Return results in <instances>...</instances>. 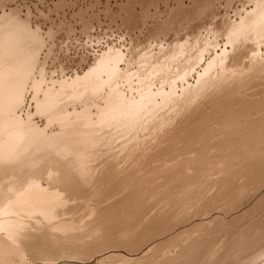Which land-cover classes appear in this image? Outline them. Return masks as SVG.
I'll return each instance as SVG.
<instances>
[{"label":"rangeland","instance_id":"obj_1","mask_svg":"<svg viewBox=\"0 0 264 264\" xmlns=\"http://www.w3.org/2000/svg\"><path fill=\"white\" fill-rule=\"evenodd\" d=\"M259 1L261 0H0V14L4 11V14L12 12L11 15L20 18L18 20L25 23L32 33L33 30H37L33 33L37 37L35 40L27 41L28 43L22 40L18 45L22 48L20 51L33 47L31 50L35 52L33 51L34 55L32 54V63L36 64L30 67L26 80L25 78L22 80V83L25 80V84L21 83L23 89L19 91L21 95H18L19 100L13 107V115L20 122L30 123L41 132L66 136V139L71 138L79 129H85L88 133H97L91 143H83V148L81 147L83 144H80L79 150L82 152L77 155L49 154L45 155V158L43 155H37L32 157L34 164L30 162L28 168L26 164L24 165L23 159L21 160L23 164L17 162L20 165L10 169L15 174L9 169L5 172L0 170L3 171L0 176L6 174L10 178L7 181L12 182L13 185L16 183L14 188L24 185L28 177L37 176L39 181L35 180L42 187L44 186L39 190L46 191L44 193L48 195L53 193L52 197L56 199L52 203L54 208L56 207L55 210L58 209L54 217L35 213L27 217V227L25 225L31 232L20 227L22 232L27 235L29 233V237L26 238L27 243L38 241L41 243V240L46 239L47 243L50 240L55 241L56 243L49 244L53 245H51L52 250L59 252L62 259L67 256L64 260L70 264H150L151 262V264L170 262L172 264H259L263 262L264 257L259 253L264 252V31L255 33L253 27H247L249 31L243 32L238 39L230 41L226 38L231 25L241 21L248 23L252 19L254 10L259 8L260 4H257ZM262 6L263 4L260 7ZM259 28L262 29L261 26ZM21 44L23 45L20 46ZM177 44H182L178 53L175 47ZM105 55H110L109 58L112 56L108 58V62L117 68V73L113 76L107 71L105 73L99 71L101 64L98 70L95 69L98 67L97 61ZM210 58L216 59L212 63ZM7 59L6 62L10 61L9 58ZM93 64L96 67H92ZM89 68L95 71V75L87 78L85 83L73 81L76 76H83L90 70ZM23 69L24 65L20 62L0 78V101H4L8 93V83L12 75ZM206 77L209 81L205 83L210 84L206 85V88L194 99L193 93L196 94V88H202L200 82ZM70 84L72 85L68 87ZM190 86L192 87L188 90ZM184 88L188 93L183 91ZM69 90L71 93L68 92ZM147 90L152 93V97L154 95L155 101L148 102V99L142 98ZM173 90L175 97L171 94L172 99L178 98L181 102L188 94L192 98L190 102L187 101V104H191H188L187 109L174 107L175 102L168 98ZM50 98L54 99L53 102ZM45 99L48 100L49 107L42 104L40 106V101ZM229 101L235 103L230 104ZM127 103L136 106L132 108L147 103L146 110L149 111L142 110L143 113L136 122L129 121L125 112L121 113L120 117L118 114L109 117L111 122L107 121L108 119L101 120L105 109L110 110L114 106ZM225 104L230 105L229 108ZM212 106L214 111H209ZM55 108L62 110L56 111ZM190 112L194 113L190 114ZM196 112L198 115L194 116ZM58 113L63 117H57ZM68 115L76 121L74 122L75 119ZM82 115L88 117V122L80 121ZM145 115L147 118H144ZM122 117L125 118L121 121ZM187 117L190 118L188 122ZM191 118L193 121L190 122ZM89 121L92 123L97 121L96 123L100 125L93 126L94 124L91 125ZM76 122L81 124L77 123V125ZM63 127H65L64 131L61 129ZM76 127L78 129L74 130ZM83 153L88 154L83 155ZM48 156L52 158L51 163L47 162L51 159ZM55 156L56 158L53 159ZM69 157V160H64ZM38 158L40 159L36 161ZM71 159L76 161L78 159L79 163L83 159L80 164L82 167L80 168L78 162L74 161L77 164L75 168L76 164L73 161L74 165L69 163ZM56 160L64 162L65 165L67 162L71 166L70 170L72 168L75 171L72 170L70 174L68 170L66 171L68 164L63 166L61 162L60 168H64L67 174L65 171L62 173L61 169L58 171L60 165L54 162ZM84 162L89 166V171L85 170L87 167ZM52 163L57 165V169ZM22 165L23 167H20ZM39 165L42 168H39ZM32 167L34 169L36 167L38 171ZM19 170L24 171L21 173ZM76 170L78 175L80 173L82 175H77L78 183H75ZM86 173L91 175L87 177ZM23 174H27V177ZM70 175L73 176L72 180ZM106 176H109L108 179ZM60 177L66 179L65 183H62ZM84 177L86 178L83 179ZM20 182L22 184L18 185ZM70 182L71 184L68 185ZM1 183L3 186L0 185V188H3L5 182L2 180ZM60 187L67 192L65 198L63 197L66 192L63 193L64 189ZM57 189L58 191H55ZM49 190L51 193L48 192ZM69 191L72 193L68 194ZM57 192L62 193V198L56 195ZM78 192L80 196L77 195ZM29 218L34 220L29 222L31 220ZM41 218L50 223L45 220L43 222ZM53 218L56 222H71L73 227L69 224L65 228H56V230L54 227L57 223ZM46 224L51 225V229H48ZM32 225L37 227L40 225V229L34 227L32 230ZM0 230L2 235L4 231ZM52 230L53 233L50 234ZM32 231L35 232L33 233L36 237L33 236ZM40 234H43L42 238ZM45 234L53 237L49 240L50 236ZM61 235L65 237L62 238ZM4 237L7 238V235ZM54 238L57 240H53ZM11 242L15 243L12 239ZM69 243L74 244V248ZM14 245L19 248V252L23 250L19 243ZM25 250H23L27 252L25 256L31 261L28 256L31 251ZM62 251L67 252L65 257ZM73 252H77L75 258L79 257V259L75 260ZM87 252L89 255L86 254ZM247 257L253 258V261L249 262Z\"/></svg>","mask_w":264,"mask_h":264},{"label":"bare ground","instance_id":"obj_2","mask_svg":"<svg viewBox=\"0 0 264 264\" xmlns=\"http://www.w3.org/2000/svg\"><path fill=\"white\" fill-rule=\"evenodd\" d=\"M263 4V6L262 7H260L262 4ZM257 4H260L259 5V8H257L256 10H254L255 12H253L254 14H253V17H252V19L247 23L246 21H241L240 23H237V24H234V25H231L232 27H230L229 29H228V31H227V34H228V36H226V38L227 39H229L230 41H234V40H236V39H238L239 38V36L243 33V32H246V31H249V27H253L254 28V30L253 31H255V33H258V32H260V31H264V26L262 25V24H264V0H263V2H262V0L261 1H259V3H257ZM17 8V7H16ZM259 9V11H257ZM5 12V11H4ZM4 12H2V14H0V78H3L4 76H5V74H7L9 71H10V69L12 68L13 69V67H15V65L16 64H19L20 62L21 63H23V65H24V69L21 71V72H15V74H13L12 75V78H11V80H10V83H8V87H9V89H8V93H7V95H6V97L4 98V101H0V170H3L4 172L5 171H7L8 169L10 170V169H13V168H15L18 164H17V162L18 163H21V160L23 159V163H24V165L26 164V166H27V168L28 167H30V162L31 163H33V161H34V159L32 158V157H36L37 155H43V156H41V157H43V158H45V155L47 156V155H49V154H62V153H64V155H69V154H73V155H77V153L79 154V152H80V150H79V148H83L84 147V144L85 143H88V142H90L91 143V141L92 140H94L95 138V133H93V132H91V133H88L87 131H85V129H79V130H76V129H78L77 127L74 129V130H76V132L74 133V135L71 137V138H69V136H68V138L69 139H66L65 137H62L61 135H59V136H55V135H52V134H46V133H44V132H41L40 130H37L36 128H34L30 123H25V121L24 122H20V120L19 119H17L16 118V116L15 115H13V112H12V110H13V107L15 106V104L17 103V101L19 100V98H18V95L20 96L21 94H19L20 92L19 91H21L23 88H22V84L24 85L25 83V80H26V78L25 77H27L28 76V74H27V72L28 71H30V67H34V65L36 64H34V63H32V57H33V55H34V52H35V50H31V49H33V47H31V48H29V49H25V50H23V51H20L22 48H20V47H18V45L20 44V42H22V40H26V42L28 41V42H31V40H35L37 37L36 36H34V34L33 33H35L36 31H34L33 30V33H32V31H30L26 26H25V23H23L22 21H20V20H18V19H20V18H15L13 15H11V13L9 14H4ZM249 17V16H248ZM28 18V17H27ZM247 18V17H246ZM250 18V17H249ZM24 19V18H23ZM248 24V25H247ZM254 25V26H253ZM257 25V26H256ZM262 27V29L261 28H259V27ZM248 27V28H247ZM247 28V29H246ZM34 29H36V28H34ZM226 31V30H225ZM36 35V34H35ZM27 42V43H28ZM202 42V41H201ZM30 44H32V43H30ZM34 44V43H33ZM23 44H21L20 46H22ZM25 45H26V43H25ZM202 45V44H201ZM36 46H38V44L36 45ZM167 46V45H166ZM185 46V45H184ZM192 46V45H191ZM214 46V45H213ZM26 47V46H25ZM24 47V48H25ZM175 47L177 48L176 49V52L178 53V51L180 52V48L182 47V44H177V45H175ZM174 47V48H175ZM190 47V46H189ZM216 47V46H215ZM23 48V49H24ZM213 49V48H212ZM37 50V49H36ZM193 50V49H192ZM196 51V50H195ZM210 51V50H209ZM175 52V53H176ZM168 53V52H167ZM193 53V52H192ZM192 53H191V55H192ZM213 53V52H212ZM33 54V55H32ZM37 55V54H36ZM35 55V56H36ZM190 55V56H191ZM110 56V55H109ZM109 56H103L99 61H97V65H98V67H96V65L95 64H93L92 65V67L93 66H95L96 68L95 69H97L98 70V68H99V64H101V67H100V70L99 71H103L104 73H105V71H107L109 74H111L112 76H113V74L114 73H117L116 71V66H114L112 63H110V62H108V60L110 59V58H112V56L109 58ZM115 55L113 54V57H114ZM163 56H165V55H163ZM181 57V56H180ZM210 57H212V56H210ZM252 57V56H251ZM7 58H9L10 59V61H8V62H6L8 59ZM109 58V59H108ZM148 58V57H147ZM157 58V57H156ZM186 58V57H185ZM6 59V60H5ZM105 59H107V61L105 60ZM158 59V58H157ZM184 59V58H183ZM211 60H212V63H213V60H215L216 58H214V59H212V58H210ZM5 60V61H4ZM35 60H36V58H35ZM105 60V61H104ZM160 60V59H159ZM210 60V61H211ZM149 61V60H148ZM191 61H192V59H191ZM35 62V61H34ZM95 62V61H94ZM153 62V61H152ZM215 62V61H214ZM241 62V61H240ZM251 62V61H250ZM163 63V62H162ZM208 63V62H207ZM212 63H211V65H212ZM215 63H217V60H216V62ZM234 63V62H233ZM242 63V62H241ZM254 63V62H253ZM264 63V62H263ZM34 64V65H33ZM209 64V63H208ZM175 65V64H174ZM218 65V64H217ZM221 65V64H220ZM260 65V64H259ZM161 66V65H160ZM173 66V65H172ZM179 66H180V64H179ZM209 66V65H208ZM215 66V65H214ZM222 66H223V64H222ZM221 66V67H222ZM225 66V65H224ZM250 66V65H249ZM177 67V66H176ZM202 67V66H201ZM207 67V66H206ZM239 67V66H238ZM241 67V66H240ZM247 67V66H246ZM252 67V66H251ZM205 68V67H204ZM208 68V67H207ZM212 69H213V66L211 67ZM224 68H226V67H224ZM228 68V67H227ZM90 69V68H89ZM94 69V70H95ZM181 69V68H180ZM208 69H210V67L208 68ZM216 69V68H215ZM221 69H223V68H221ZM241 69V68H240ZM252 69V68H251ZM42 70V69H41ZM96 70V71H97ZM205 70V69H204ZM224 70V69H223ZM231 70V69H230ZM239 70V69H238ZM246 70V69H245ZM203 71V70H202ZM225 71V70H224ZM12 72V71H11ZM10 72V73H11ZM146 72V71H145ZM172 72V71H171ZM220 72H221V70H220ZM223 72V71H222ZM264 72V71H263ZM95 73V71H93L92 69H90L89 71H87V72H85L84 73V75L83 76H81V77H78V76H76V78H74L73 79V81H76V82H78V83H85V81L87 80V78H89L90 76H92V75H95L94 74ZM202 73H204V71L202 72ZM208 73H210V72H208ZM235 73V72H234ZM247 73V72H246ZM145 74V73H144ZM177 74V73H176ZM181 74V73H180ZM207 74V73H206ZM221 75H222V73H220ZM223 74H224V72H223ZM233 74V73H232ZM231 74V75H232ZM241 74V73H240ZM174 75V74H173ZM30 76V75H29ZM32 76V75H31ZM233 76V75H232ZM210 77V76H209ZM238 78H239V76H237ZM249 77H250V75H249ZM25 78V80L23 81V83H22V80ZM42 78V77H41ZM172 78V77H171ZM213 78V77H212ZM256 79H257V77H255ZM169 79V78H168ZM207 77L205 78V79H203L200 83L202 84H200L201 86H202V88L200 87L199 89L198 88H196V86H194L195 88H196V94H194L193 92V98L194 99H196L195 98V96L196 95H198V93L201 91H203L205 88H206V85H208V84H210V83H205L206 81H207ZM228 79V78H227ZM185 80V79H184ZM246 80H248V79H246ZM39 81V80H38ZM209 81V80H208ZM207 81V82H208ZM238 81V80H237ZM241 80H239V82H240ZM71 82V81H70ZM214 82V81H213ZM218 82V81H217ZM220 82V81H219ZM218 82V83H219ZM244 82V81H243ZM249 82V81H248ZM261 82V81H260ZM22 83V84H21ZM75 83V82H74ZM172 83V82H171ZM186 83V82H185ZM221 83V82H220ZM231 83V82H230ZM259 83V82H258ZM205 84V85H204ZM213 84V83H212ZM211 84V85H212ZM224 84V83H223ZM233 84V83H232ZM72 84H70V85H68V87H70ZM171 85V84H170ZM211 85H209V86H211ZM215 85H216V83H215ZM228 85V84H227ZM258 85V84H257ZM262 85V84H261ZM1 86V85H0ZM177 86V85H176ZM213 86V85H212ZM219 86V84L217 85V87ZM224 86H226V85H224ZM36 86H34V88H35ZM63 87H66V88H68L67 86H63ZM186 87V86H185ZM192 86H190L189 88H188V90L191 88ZM215 87V86H214ZM216 87V88H217ZM243 87V86H242ZM247 87V86H246ZM59 88V87H58ZM65 88V89H66ZM73 88V87H72ZM194 88V89H195ZM219 88H221V87H219ZM236 88V87H235ZM52 89V88H51ZM63 89V88H62ZM186 88H184L183 89V91L185 90ZM55 90V89H54ZM61 90V89H60ZM187 90V91H188ZM192 90H193V88H192ZM220 89H218V91H219ZM71 90H69L68 92H70ZM146 91V90H145ZM153 91V90H152ZM170 91H172L171 89H170ZM169 91V92H170ZM187 91H184L185 93L187 92ZM194 91V90H193ZM211 91V90H210ZM221 91V90H220ZM229 91V90H228ZM248 91V90H247ZM246 91V92H247ZM60 92V91H59ZM58 92V93H59ZM65 92V91H64ZM71 93V92H70ZM69 93V94H70ZM183 93V92H182ZM181 93V94H182ZM185 93H183V95H186ZM188 93V92H187ZM239 93V92H238ZM244 93V92H243ZM243 93H241V94H243ZM80 94V93H79ZM144 95H143V97L142 98H144V99H148L149 101L148 102H150V101H155V100H153V97H154V95H153V97H152V93H150V92H148V90H147V92H144L143 93ZM171 94H173V96L175 95L174 94V90H173V93H170V95H169V97H168V95L166 96V98L168 97L169 98V100L170 99H172V95ZM222 94V93H221ZM246 94V93H245ZM71 95V94H70ZM78 95V94H77ZM76 95V96H77ZM189 95V94H188ZM188 95H186L185 96V98H184V100H182L181 102L180 101H178V98L177 99H172L174 102H175V104H174V107H176V106H178V108H181V110H183L184 108H186L187 109V107H188V104H187V101H191V97H189ZM224 95V94H223ZM237 95V94H236ZM51 96V95H50ZM66 97H67V95H65ZM205 96H207V95H205ZM220 96V95H219ZM233 96V95H232ZM242 95H240V97H241ZM55 97V96H54ZM53 97V98H54ZM56 97H60V96H56ZM55 97V98H56ZM63 97V96H62ZM61 97V98H62ZM175 97V96H174ZM179 97V96H178ZM182 97V96H181ZM227 97V96H226ZM52 98V100H54ZM245 98V97H244ZM44 99V98H43ZM181 99H183V98H181ZM234 99V98H233ZM256 99V98H255ZM50 100H51V98H50ZM51 100V102H53ZM60 100V99H59ZM223 100V99H222ZM222 100H220L222 103H223V101ZM230 100V99H229ZM241 100V99H240ZM245 100V99H244ZM67 101V100H66ZM189 101V102H190ZM193 101H195V100H193ZM218 102L217 103H219V100H217ZM42 102V103H41ZM63 102V101H62ZM180 102V103H179ZM221 102H220V104H221ZM227 102H228V100H227ZM230 102V104L232 103H235L234 101L232 102V101H229ZM211 103V102H210ZM216 103V102H215ZM40 106H41V104L42 105H47L48 104V100L47 99H45L44 101H40ZM149 104V103H148ZM171 104V103H170ZM220 104H219V106H220ZM227 104V103H226ZM225 104V105H226ZM242 104V103H241ZM50 105H52V104H50ZM117 105V104H116ZM132 105H134V104H132V103H127V104H123V105H121V106H114V107H112L110 110H106L105 109V112L102 114V117H101V120H103V119H105V120H107L109 117H112V116H115V115H119V117H120V114L121 113H127V115H128V119H129V121L131 120V122L132 121H134V122H136L137 120H138V117H139V115H141V113H143V111L142 110H145V111H149L148 109L146 110V108H147V103H144V104H138L137 105V108H132V107H136V106H132ZM173 105V104H172ZM189 105H191V104H189ZM218 105V104H217ZM251 105V104H250ZM254 105V104H253ZM262 105V104H261ZM48 107H49V105H47ZM168 106V105H167ZM203 106V105H202ZM201 106V107H202ZM205 106V105H204ZM213 106L215 107V105L213 104ZM211 107V109L210 108H208V109H210L209 111H214L213 109H214V107ZM227 106V105H226ZM228 106H230V105H228ZM227 106V107H228ZM249 106V105H248ZM44 107H46V106H44ZM255 107V106H254ZM263 107V106H262ZM51 108H53V107H51ZM190 108V107H189ZM217 108H219V107H217ZM217 108H215V110L217 109ZM224 108H225V106H224ZM229 108V107H228ZM233 108V107H232ZM243 108V107H242ZM247 108V107H246ZM251 108V107H250ZM41 109H43V108H41ZM45 109V108H44ZM174 109V108H173ZM172 109V110H173ZM176 109V108H175ZM174 109V110H175ZM195 109V108H194ZM226 109V108H225ZM55 110H56V108H55ZM62 110V109H61ZM61 110H56V111H61ZM191 110V109H190ZM189 110V111H190ZM193 110V109H192ZM191 110V111H192ZM224 110V109H223ZM230 110V109H229ZM229 110H227V112L229 111ZM246 110V109H245ZM249 110V109H248ZM251 110V109H250ZM55 111V112H56ZM66 111V110H65ZM144 111V112H145ZM68 112V111H67ZM72 112V111H71ZM108 112V113H107ZM180 112V111H179ZM182 112V111H181ZM186 112V111H185ZM198 112H200V111H198ZM198 112H196L195 113V115L194 116H196V114L198 113ZM225 112V111H224ZM245 112V111H244ZM255 112V111H254ZM74 113V112H73ZM77 113V112H76ZM76 113H74V114H76ZM80 113H82V112H80ZM194 113V112H193ZM192 112H190V114H193ZM202 113H204L203 111H202ZM213 113H215V112H213ZM223 113V112H222ZM16 114V113H15ZM62 114H64V113H62ZM66 114V113H65ZM112 114V115H111ZM209 114V113H208ZM247 114V113H246ZM147 115H149V114H147ZM147 115H145L144 116V118H147ZM198 115V114H197ZM201 114H199V116H200ZM203 116H205L204 114H202ZM222 115V114H221ZM56 116L57 117H63V115H61L60 113H58V114H56ZM67 116V115H66ZM68 116H71V115H68ZM75 116V115H74ZM78 116V115H77ZM150 116V115H149ZM191 116V115H190ZM193 116V118H195ZM208 116V115H207ZM220 116V115H219ZM65 117V116H64ZM79 117V116H78ZM82 119L80 120V121H84V122H88V117L87 116H85V115H82V116H80ZM126 117V116H125ZM125 117H122L121 118V121L123 120V118H125ZM186 117V116H185ZM202 117V116H201ZM58 118V119H59ZM66 118V117H65ZM65 118H63V120L65 119ZM71 118H73L72 116H71ZM127 118V117H126ZM188 118L189 117H187V122H188ZM198 118V117H197ZM54 119H56V118H53V120ZM68 119H69V117H68ZM73 119H75V118H73ZM128 119H126V120H128ZM140 119V118H139ZM185 119V118H184ZM190 119V118H189ZM192 119V118H191ZM199 119V118H198ZM214 119V118H213ZM218 119V118H217ZM69 120H71V119H69ZM113 120H115V119H113ZM145 120V119H144ZM143 120V121H144ZM195 120H196V118H195ZM202 120V119H201ZM208 120V119H207ZM222 120V119H221ZM251 120V119H250ZM27 121V120H26ZM62 121V120H61ZM71 121H73V120H71ZM76 121V119L74 120V122ZM98 121V120H97ZM96 121V122H97ZM100 121V120H99ZM107 121H109V122H111L109 119L107 120ZM118 121V120H117ZM117 121H115V122H117ZM140 121H142V120H140ZM184 121V120H183ZM190 122L191 121H193V119L192 120H189ZM198 121V120H197ZM219 121V120H218ZM225 121V120H224ZM79 122V121H78ZM78 122H76V124L78 123ZM90 122V121H89ZM96 122H94V123H92V122H90L91 123V125H93V126H95V124L97 125V124H99L100 125V123H96ZM119 122H120V120H119ZM128 122V121H127ZM195 122V121H194ZM65 123V122H64ZM68 123V122H67ZM123 123V122H122ZM63 124V123H62ZM79 125L81 124V123H78ZM77 124V125H78ZM192 124V123H191ZM210 124V123H209ZM231 124V123H230ZM236 124V123H235ZM65 125V124H64ZM69 125V124H68ZM74 125V124H73ZM88 125H90V124H88ZM90 125V126H91ZM106 125V124H105ZM208 125V124H207ZM211 125V124H210ZM61 126V125H60ZM67 126V125H66ZM65 126V127H66ZM70 126L72 127V125L70 124ZM69 126V127H70ZM196 126V125H195ZM198 126V125H197ZM209 126V125H208ZM213 126V125H212ZM211 126V127H212ZM216 126V125H215ZM224 126V125H223ZM65 127H63V128H61V129H63L62 131H64V128ZM102 127V125L100 126V128ZM106 127V126H105ZM105 127H103V128H105ZM180 127V126H179ZM67 128H68V126H67ZM66 128V129H67ZM59 129V128H58ZM69 129H72V128H69ZM86 129H87V127H86ZM116 129V128H115ZM175 129V128H174ZM68 130V129H67ZM73 130V129H72ZM92 130V129H91ZM190 130V129H189ZM224 130V129H223ZM232 130V129H231ZM62 131H60V132H62ZM96 131V130H95ZM153 131V130H152ZM179 131V130H178ZM67 132V131H66ZM189 132V131H188ZM225 132V131H224ZM69 133V132H68ZM93 133V134H92ZM122 133V132H121ZM181 133V132H180ZM66 135H67V133H65ZM97 134V133H96ZM69 135V134H68ZM161 135V134H160ZM221 136V135H220ZM62 137V138H61ZM178 137V136H177ZM196 137V136H195ZM213 137V136H212ZM227 137V136H226ZM65 138V139H64ZM94 138V139H93ZM171 138V137H170ZM97 139V138H96ZM97 141V140H96ZM241 142V141H240ZM243 142V141H242ZM84 143V144H83ZM93 143V142H92ZM235 143V142H234ZM80 144H83V146L81 145V147H80ZM88 145V144H87ZM186 145V144H185ZM231 145V144H230ZM89 146V145H88ZM86 148V147H85ZM84 148V149H85ZM192 148V147H191ZM238 148V147H237ZM83 149V150H84ZM87 149V148H86ZM102 149H104V148H102ZM228 149V148H227ZM105 150V149H104ZM161 150V149H160ZM184 150V149H183ZM237 150V149H236ZM90 151H93V150H90ZM120 151V150H119ZM130 151V150H129ZM194 151V150H193ZM252 151V150H251ZM82 152V151H81ZM80 152V153H81ZM85 152V151H84ZM136 152V151H135ZM114 153V152H113ZM132 153H134V152H132ZM85 153H83V155H84ZM88 154V153H87ZM87 154H85V155H87ZM116 154V153H115ZM225 154V153H224ZM209 155V154H208ZM241 155V154H240ZM260 155V154H259ZM49 157V156H48ZM77 157V156H76ZM81 158H82V155L80 156ZM111 157V156H110ZM114 157V156H113ZM188 157V156H187ZM49 158H51V156L49 157ZM56 158V156L55 157H53V159H55ZM117 158V157H116ZM139 158V157H138ZM182 158V157H181ZM40 158H38L36 161H38ZM70 159V157L69 158H67V159H64L65 161L66 160H69ZM86 159V158H85ZM85 159H84V161H85ZM46 160H47V157H46ZM52 160V158L51 159H49V161L47 160V162L49 163L50 161ZM81 160V159H80ZM89 160V159H88ZM87 160V162H89ZM115 160V159H114ZM137 160V159H136ZM58 160H56V161H54L55 163H58L57 165H60V164H64L65 165V163L64 162H61V161H59V162H57ZM63 161V160H62ZM72 161H73V163H74V161L77 163L78 162V159H77V161L74 159V160H72L71 159V161H69V163H72ZM81 161H83V159L81 160ZM81 161H80V163L78 162V165H80L81 164ZM187 161V160H186ZM217 161V160H216ZM53 162V161H52ZM61 162V163H60ZM86 162V161H85ZM84 162V163H85ZM23 163H21V164H23ZM51 163V162H50ZM55 163H52V164H54V165H56ZM60 163V164H59ZM72 163V164H73ZM76 163H74V164H76ZM84 163H83V165H84ZM169 163V162H168ZM178 163V162H177ZM240 163V162H239ZM34 164V163H33ZM68 163L66 162V165H67ZM71 164V165H72ZM73 164V165H74ZM91 164V163H90ZM20 165V164H19ZM18 165V166H19ZM38 165V164H37ZM43 165V164H42ZM57 165H56V169H57ZM63 165V166H64ZM65 165V166H66ZM70 164H68V166H66L67 168H66V171L67 172H69L70 174H71V172H72V170L73 171H75L74 169H72L71 168V170H70V168L69 167H71V166H69ZM73 165H72V167H73ZM35 166H36V164H35ZM85 166H86V163H85ZM91 166V165H90ZM20 167H23V165L22 166H20ZM19 167V168H20ZM47 167V166H46ZM55 167V166H54ZM61 167V165L60 166H58V168L59 169H57L58 171H60V168ZM75 167V166H74ZM79 167V166H78ZM82 167V165H80V168ZM87 167V168H86ZM85 168V170H88V167L89 166H86ZM220 167V166H219ZM25 168V167H24ZM33 168V167H32ZM39 168H42V167H40V165H39ZM49 168H50V166H49ZM52 168V167H51ZM63 168V167H62ZM75 168H77V164H76V167ZM120 168V167H119ZM168 168V167H167ZM6 169V170H5ZM20 169H23V168H20ZM34 169V168H33ZM64 169V168H63ZM63 169H61V171H62V173H63V171H65V170H63ZM90 169V168H89ZM115 169V168H114ZM15 170V169H14ZM25 170V169H24ZM24 170H19L21 173H22V171H24ZM26 170H31V169H26ZM34 170H37L36 169V167H35V169ZM40 170V169H39ZM42 171H44V169H41ZM78 170H80V169H78ZM83 170H84V166H83ZM3 171H0V173H2ZM10 171H13V170H10ZM15 171H18V170H15ZM38 171V170H37ZM55 171V170H54ZM65 171V174H67V172ZM77 171V170H76ZM81 171V170H80ZM89 171V170H88ZM33 172V171H32ZM56 172V171H55ZM82 172V171H81ZM85 172H87V171H85ZM112 172V171H111ZM121 172V171H120ZM160 172V171H159ZM7 173V172H6ZM8 173H10V172H8ZM7 173V174H8ZM20 173V175H22ZM29 173V175L31 174V172H28ZM43 173V172H42ZM47 173V172H46ZM68 173V174H69ZM75 173V172H74ZM73 173V174H74ZM80 173V172H79ZM88 173V172H87ZM86 173V175H87V177H89L90 175H91V173L90 174H87ZM207 173V172H206ZM12 174H15L14 173V171H13V173ZM12 174H9V175H12ZM16 174H18V173H16ZM35 174H39V173H35ZM34 174V175H35ZM64 174V175H65ZM76 174V177H75V179L77 178V175H78V171L75 173ZM114 175L116 174L115 172L113 173ZM120 174V173H119ZM2 175V174H1ZM25 177H27L26 175L27 174H23ZM32 175V174H31ZM42 175H44V174H42ZM55 175V174H54ZM57 175V174H56ZM80 176H82L81 175V173L79 174ZM78 175V176H79ZM101 175V174H100ZM104 175V174H103ZM102 175V176H103ZM110 175V174H109ZM141 175V174H140ZM231 175V174H230ZM16 176H18V175H15V177ZM66 176H69V175H66ZM72 175H70V177H71ZM75 176V175H74ZM112 176V175H111ZM124 176V175H123ZM13 177V176H12ZM22 177V176H21ZM20 177V178H21ZM37 177V176H36ZM33 178V176L32 177H28L27 178V180H25V182L23 183L24 185H20L19 187L20 188H18V186H17V188H14L13 186L15 185L16 186V183L13 185L12 184V182H10V181H7L8 179H10V178H8L7 176H6V174H5V176H0V185H2L3 186V184L1 183L2 182V180L5 182V184H4V187L3 188H0V229H2L4 232H3V234L1 235V232H0V264H70V262H65V258H67V256L65 257V254L67 255V252L65 253V251H62V252H64V253H62V254H64V259H62V255H60L59 254V252H57V251H55L54 252V250H52V248H51V245H49L51 242H53V241H51L50 240V238L51 237H53V236H50V234L51 233H53V230H52V232H49L50 234L49 235H46V236H50L49 237V243H47V242H45L44 240H41V243H38V242H29V243H27V241H26V238H28L29 237V233H28V235L26 234V233H24V232H22L21 231V229H20V227H23L24 229H27V230H29L28 228H26L27 227V217L29 216V215H33V214H35V213H38V214H40V215H43V216H45V217H54V215H56V211H58V209L57 210H55L56 209V207L54 208V206H53V201L55 200L56 201V199H55V197H52V194L51 195H48V194H45L46 193V191H44V192H41L39 189H41V188H43L42 187V185H40L39 184V179H38V177L37 178ZM39 177H40V175H39ZM105 177V176H104ZM108 177L109 176H106V178L108 179ZM7 178V179H6ZM56 178V177H55ZM69 178V177H68ZM86 177H84L83 179H85ZM91 178V177H90ZM96 179H97V177H95ZM106 178H103V179H106ZM112 178V177H111ZM123 178V177H122ZM17 179V181H18V177L16 178ZM35 179H38V181H36ZM41 179V178H40ZM60 179H62L61 177H60ZM71 180L73 179V176H72V178H70ZM74 179V180H75ZM81 179V178H80ZM82 179V180H83ZM185 179V178H184ZM12 180V179H11ZM24 180V179H23ZM42 180H43V178H42ZM56 180H57V178H56ZM63 181H62V183L64 182V180H66V179H62ZM94 180V179H93ZM242 180V179H241ZM257 180V179H256ZM47 181V180H46ZM50 181V180H49ZM61 181V180H60ZM77 181V179L75 180V183H78V182H76ZM78 181H79V178H78ZM88 181V180H87ZM106 181V180H105ZM109 181H111L110 179H109ZM121 181V180H120ZM119 181V182H120ZM9 182V183H8ZM55 182V181H54ZM69 182V181H68ZM89 182H91V179L89 180ZM96 182V181H95ZM118 182V181H117ZM50 183V182H49ZM65 183V182H64ZM104 183V182H103ZM181 183V182H180ZM19 184H22V182H20V183H18V185ZM66 184H68V183H66ZM71 184V182L68 184V185H70ZM84 184V183H83ZM82 184V185H83ZM121 184V183H120ZM132 184H134V183H132ZM161 184V183H160ZM166 184V183H165ZM222 184V183H221ZM50 185V184H49ZM51 185H53L52 183H51ZM89 185V184H88ZM93 185V184H92ZM91 185V186H92ZM116 185V184H115ZM157 185V184H156ZM23 186V187H22ZM57 186H58V184H57ZM59 186H61V185H59ZM71 186H73V187H75L74 185H71ZM78 186V185H77ZM80 186V185H79ZM46 187V186H45ZM63 187V186H62ZM62 187H60V188H62ZM115 187V186H114ZM119 187V186H118ZM118 187H117V189H118ZM216 187V186H215ZM48 188H49V186H48ZM48 188H46V189H48ZM51 188H52V186H51ZM76 188V187H75ZM84 188V187H83ZM120 188V187H119ZM45 189V188H44ZM50 189V188H49ZM64 188H62V190H63ZM77 189V188H76ZM92 189V188H91ZM109 189H111V188H109ZM65 190V189H64ZM63 190V193L64 192H66V190L64 191ZM69 190V189H68ZM67 190V191H68ZM84 190V189H83ZM115 190V189H114ZM51 190H49L48 192H50ZM55 191H58V189L57 190H55ZM60 191V190H59ZM77 191V190H76ZM79 191V190H78ZM94 191V190H93ZM119 191V190H118ZM136 191V190H135ZM137 191H138V189H137ZM165 191V190H164ZM167 191V190H166ZM181 191V190H180ZM184 191V190H183ZM53 192V191H52ZM61 192V191H60ZM74 192V191H73ZM111 192V191H110ZM113 192V191H112ZM140 192V191H139ZM226 192V191H225ZM224 192V193H225ZM51 193V192H50ZM56 193V192H55ZM58 194H56V195H58V197L59 196H61V194H59V192H57ZM71 194L72 192H68V194ZM74 193H76V192H74ZM73 193V194H74ZM85 193V192H84ZM93 193V192H92ZM96 193V192H95ZM184 193V192H183ZM66 194H67V192L65 193V195H64V197L63 198H65V196H66ZM80 193L78 192L77 193V195H79ZM87 194V193H86ZM105 194V193H104ZM111 194V193H110ZM109 194V195H110ZM141 194V193H140ZM162 194V193H161ZM55 195V194H54ZM82 195V194H81ZM98 195V194H97ZM103 195V194H102ZM101 195V196H102ZM108 195V194H107ZM121 195V194H120ZM131 195V194H130ZM253 195H254V193H253ZM80 196V195H79ZM88 196H89V194H88ZM111 196V195H110ZM146 196V195H145ZM151 196H152V194H151ZM244 196V195H243ZM57 197V196H56ZM68 197V196H67ZM109 197V196H108ZM127 197V196H126ZM130 197V196H129ZM153 197V196H152ZM165 197V196H164ZM170 197V196H169ZM172 197V196H171ZM215 197V196H214ZM59 198H62V196L61 197H59ZM77 198V197H76ZM100 198V197H99ZM104 198V197H103ZM112 198V197H111ZM117 198V197H116ZM253 198V197H252ZM131 199V198H130ZM129 199V200H130ZM171 199V198H170ZM77 200V199H76ZM175 200V199H174ZM185 200V199H184ZM69 201V200H68ZM98 201V200H97ZM108 201V200H107ZM123 201V200H122ZM121 201V202H122ZM134 201V200H133ZM142 201H145V200H142ZM164 201V200H163ZM252 201V200H251ZM76 202V201H75ZM104 202V201H103ZM119 202V201H118ZM141 202V201H140ZM150 202V201H149ZM165 202V201H164ZM187 202V201H186ZM62 203V202H61ZM100 203V202H99ZM115 203V202H114ZM120 203V202H119ZM130 203H131V201H130ZM133 203V202H132ZM74 204V203H73ZM123 204V203H122ZM166 204H168V203H166ZM56 205V204H55ZM59 205V204H58ZM79 205V204H78ZM104 205V204H103ZM111 205V204H110ZM144 205V204H143ZM57 206V205H56ZM67 206V205H66ZM123 206V205H122ZM122 206H121V209H122ZM131 206H133V205H131ZM144 206H146V205H144ZM155 206H157V205H155ZM174 206V205H173ZM116 207V206H115ZM124 207V206H123ZM57 208H58V206H57ZM68 207H66V209H67ZM131 208V207H130ZM136 208V207H135ZM65 209V208H64ZM100 209V208H99ZM98 209V210H99ZM146 209V208H145ZM120 210V209H119ZM106 211V210H105ZM116 211H118V210H116ZM142 211V210H141ZM64 212V211H63ZM76 212V211H75ZM102 211L100 210V213H101ZM119 212V211H118ZM132 212H134V211H132ZM131 212V213H132ZM164 212V211H163ZM113 213V212H112ZM117 213V212H116ZM121 214H122V212H120ZM130 213V214H131ZM136 213V212H135ZM137 213H138V211H137ZM202 213V212H201ZM73 214V213H72ZM109 214V213H108ZM128 214V213H127ZM126 214V215H127ZM138 214H140V212L138 213ZM37 215V214H36ZM80 215V214H79ZM78 215V216H79ZM90 215V214H89ZM117 215H119V213L117 214ZM132 215V214H131ZM233 215V214H232ZM62 216V215H61ZM106 216V215H105ZM108 216V215H107ZM134 216V215H133ZM136 216V215H135ZM142 216H143V214H142ZM207 216V215H206ZM59 217H60V215H59ZM92 217V216H91ZM102 217H104V216H102ZM109 217V216H108ZM107 217V218H108ZM129 217V216H128ZM141 217V216H140ZM144 217V216H143ZM214 217H215V215H214ZM221 217V216H220ZM69 218H70V216H69ZM80 218H82V217H80ZM95 218H96V216H95ZM131 218H132V216H131ZM138 218V217H137ZM136 218V219H137ZM145 218V217H144ZM143 218V219H144ZM31 219V220H30ZM37 219H38V216H37ZM42 219V218H41ZM54 219V218H53ZM52 219V220H53ZM65 219V218H64ZM67 219V218H66ZM85 219V218H84ZM97 219V218H96ZM111 219H113V217L111 218ZM111 219H109L110 221H111ZM139 219V218H138ZM140 219H142V218H140ZM233 219V218H232ZM30 220V221H29ZM29 222H31L32 220H34V219H32V218H29ZM46 221V219H42V221L43 222H45ZM51 220V219H50ZM55 220V219H54ZM53 220V221H54ZM74 220V219H73ZM77 219H75V221H76ZM116 220V219H115ZM134 221H135V219H133ZM38 221V220H37ZM58 221H59V219H58ZM78 221V220H77ZM90 221V220H89ZM102 221V220H101ZM147 221V220H146ZM203 221V220H202ZM34 222V221H33ZM39 222H41V221H39ZM46 222H48V221H46ZM55 222H56V220H55ZM104 222V221H103ZM108 222V221H107ZM140 222V221H139ZM196 222V221H195ZM206 222V221H205ZM36 223L37 222H35V225H36ZM48 223H50V222H48ZM57 224H55V229L56 228H65L66 227V225L68 226L69 224H71V222L70 223H67L66 221H65V223H64V221H60V222H56ZM85 223V222H84ZM108 223H110V222H108ZM131 223H133V222H131ZM259 223V222H258ZM30 224H33V223H30ZM44 224V223H43ZM86 224V223H85ZM126 224H127V222H126ZM214 224V223H213ZM25 225H26V227H25ZM48 224H46V226H47ZM90 225V224H89ZM195 225V224H194ZM204 225H206V224H204ZM43 226V225H42ZM70 226H72V224L70 225ZM95 226V225H94ZM103 226V225H102ZM122 226V225H121ZM34 227H36V228H38V229H40V225H39V227H37V226H34V225H32V230H33V228ZM44 227V226H43ZM50 227H52L51 225L49 226L48 225V229H51ZM73 227V226H72ZM83 227V226H82ZM99 227H100V225H99ZM119 227V226H118ZM123 227H125L124 225H123ZM127 227V226H126ZM130 227V226H129ZM141 227V226H140ZM147 227V226H146ZM190 227V226H189ZM192 227V226H191ZM194 227H196V226H194ZM208 227V226H207ZM227 227V226H226ZM45 228V227H44ZM96 228H98L97 226H96ZM122 228V227H121ZM237 228V227H236ZM47 229V228H46ZM45 229V230H46ZM69 229V228H68ZM93 229V228H92ZM100 229V228H99ZM107 229V228H106ZM146 229V228H145ZM230 229V228H229ZM42 230H44L43 228H42ZM57 230V229H56ZM55 230V231H56ZM132 230V229H131ZM133 230H134V228H133ZM1 231V230H0ZM25 232H27L26 230H24ZM48 231V230H47ZM63 231H65V229L63 230ZM69 231V230H68ZM123 231H125V230H123ZM29 232H31L30 230H29ZM34 231H32V234H33V236H34V233H33ZM44 232V231H43ZM57 233H58V231H56ZM59 232H61V231H59ZM70 232V231H69ZM74 232V231H73ZM118 232V231H117ZM187 232V231H186ZM38 233V232H37ZM68 233V232H67ZM104 233V232H103ZM120 233V232H119ZM131 233V232H130ZM143 233V232H142ZM58 234H60V233H58ZM61 234H62V232H61ZM84 234V233H83ZM194 234V233H193ZM233 234V233H232ZM6 236L7 235V238H5L4 236ZM37 235H39V233L37 234ZM41 235V234H40ZM43 235V234H42ZM42 235L40 236V238H42ZM69 235H70V233H69ZM141 235V234H140ZM144 235V234H143ZM146 235V234H145ZM172 235V234H171ZM32 236V235H31ZM30 236V237H31ZM101 236V235H100ZM124 236V235H123ZM148 236V235H147ZM163 236V235H162ZM34 237H36V234H35V236ZM57 237H59V236H57ZM56 237V238H57ZM60 237H62V235L60 236ZM63 237H65V236H63ZM62 237V238H63ZM66 237H68V236H66ZM70 237H72V236H70ZM138 237V236H137ZM172 237V236H171ZM56 238H54L53 240H55ZM75 238V237H74ZM250 238V237H249ZM8 239L10 240L9 242H11V239L15 242V243H9L8 242ZM39 239V238H38ZM61 239V238H60ZM60 239H59V241H60ZM71 239V238H70ZM167 239V238H166ZM244 239V238H243ZM57 240V239H56ZM78 240V239H77ZM98 240V239H97ZM153 240V239H152ZM163 240H165V238L163 239ZM170 240V239H169ZM16 241L20 244V247H22L23 248V250H30L31 252H29L30 254L28 255L29 257H30V259H31V261H28V257H26L25 256V254L27 253H25V252H23V250L21 251V252H19L20 250H18L19 248H16V247H14L15 245L14 244H18V243H16ZM29 241V240H28ZM34 241V240H33ZM71 241V240H70ZM55 242V241H54ZM53 242V243H54ZM63 242V241H62ZM65 242V241H64ZM72 242V241H71ZM100 242V241H99ZM111 242V241H110ZM113 242V241H112ZM170 242V241H169ZM238 242V241H237ZM262 242V241H261ZM56 243V242H55ZM80 243V242H79ZM84 243V242H83ZM157 243V242H156ZM69 244H71V243H69ZM157 244H159V243H157ZM229 244V243H228ZM56 245V244H55ZM72 245V244H71ZM74 245V244H73ZM72 245V246H73ZM109 245V244H108ZM197 245V244H196ZM216 245V244H215ZM219 245V244H218ZM53 246V245H52ZM57 246V245H56ZM71 246V247H72ZM125 246V245H124ZM151 246V245H150ZM193 246V245H192ZM264 246V245H263ZM67 247V246H66ZM70 247V246H69ZM68 247V248H69ZM81 247V246H80ZM136 247V246H135ZM160 247V246H159ZM162 247V246H161ZM200 247V246H199ZM221 247V246H220ZM247 247V246H246ZM58 248H59V246H58ZM63 248H64V246H63ZM73 248H74V246H73ZM79 248V247H78ZM91 248V247H90ZM191 248V247H190ZM214 248V247H213ZM260 248V247H259ZM54 249V248H53ZM67 249V248H66ZM75 249H77V246H76V248ZM89 249V248H88ZM100 249V248H99ZM197 249V248H196ZM25 250V251H26ZM56 250H58V249H56ZM65 250V249H64ZM78 250H80V249H78ZM78 250H76V251H78ZM147 250H149V248L147 249ZM146 250V251H147ZM152 250V249H151ZM200 250H201V248H200ZM60 251V250H59ZM72 251V250H71ZM81 251V250H80ZM104 251V250H103ZM136 251V250H135ZM205 251V250H204ZM203 251V252H204ZM211 251V250H210ZM75 252V251H74ZM72 253V254H74V258L77 256V252L76 253ZM145 252V251H144ZM230 252V251H229ZM246 252H248V251H246ZM261 252H262V250H261ZM70 253V252H69ZM83 254H84V252H82ZM90 253V252H89ZM131 253V252H130ZM146 253V252H145ZM220 253V252H219ZM259 253V252H258ZM75 254H76V256H75ZM82 254V255H83ZM86 254H88V252L86 253ZM109 255H110V253H108ZM123 254V253H122ZM149 254V253H148ZM166 254V253H165ZM171 254V253H170ZM254 254H256V253H254ZM260 255H262V257H264L263 256V254H264V252H262V254L261 253H259ZM259 254H257L258 255V257L260 258L261 256L259 255ZM85 255V254H84ZM89 255V254H88ZM168 255H169V253H168ZM249 255V254H248ZM256 255V256H257ZM72 256V255H71ZM79 256V255H78ZM124 256V255H123ZM183 256V255H182ZM255 256V257H256ZM82 257V256H81ZM172 257V256H171ZM246 257V256H245ZM261 257V258H262ZM69 258V257H68ZM73 258V257H72ZM83 258V257H82ZM130 258V257H129ZM128 258V259H129ZM133 258V257H132ZM131 258V259H132ZM142 258H143V256H142ZM186 258V257H185ZM184 258V259H185ZM248 258V257H247ZM258 258V259H259ZM71 259V258H70ZM76 259H79V257L78 258H75V260ZM175 259V258H174ZM193 259V258H192ZM191 259V260H192ZM250 259V260H249ZM252 259V260H251ZM68 260V259H67ZM72 260V259H71ZM106 260V259H105ZM127 260V259H126ZM133 260V259H132ZM178 260H179V258H178ZM190 260V261H191ZM244 260V259H243ZM260 260V259H259ZM69 261V260H68ZM73 261V260H72ZM81 261V260H80ZM138 261H140V260H138ZM190 261H188V262H190ZM193 261V260H192ZM224 261V260H223ZM239 261V260H238ZM247 261V260H246ZM245 261V262H246ZM248 261L250 262H252L253 261V258H248ZM73 262H75V261H73ZM77 262V261H76ZM82 262V261H81ZM85 262V261H84ZM163 262V261H162ZM172 262H173V259H172ZM184 262H185V260H184ZM257 262H259V261H257ZM256 262V263H257ZM100 263V262H99ZM152 263V262H151ZM150 263V264H151ZM164 263V262H163ZM171 263V262H170ZM169 263V264H170ZM181 263V262H180ZM196 263V262H195ZM239 263V262H238ZM73 264V263H72ZM75 264V263H74ZM82 264H84V263H82ZM172 264V263H171ZM174 264V263H173ZM186 264V263H185ZM215 264V263H214ZM244 264V263H243ZM250 264V263H249ZM259 264H264V258H263V262H261V263H259Z\"/></svg>","mask_w":264,"mask_h":264}]
</instances>
